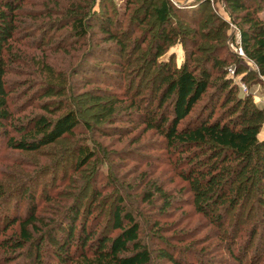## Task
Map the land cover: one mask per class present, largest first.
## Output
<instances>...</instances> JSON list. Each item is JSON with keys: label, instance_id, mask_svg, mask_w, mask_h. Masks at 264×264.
I'll list each match as a JSON object with an SVG mask.
<instances>
[{"label": "rangeland", "instance_id": "374dc122", "mask_svg": "<svg viewBox=\"0 0 264 264\" xmlns=\"http://www.w3.org/2000/svg\"><path fill=\"white\" fill-rule=\"evenodd\" d=\"M67 1L24 0L18 33L20 41L14 46V52L19 53L21 61L13 64L8 82L12 90V108L21 116L23 112H40L33 90L41 83L45 73L39 68L38 60H45L56 72L67 76L77 65H93L75 77L76 97L73 95V100L79 111L80 123L72 135L37 151L9 149L0 140V181L9 195L0 209V240L19 233L20 220L14 219L25 215L29 201L23 190L30 187L37 213L49 219H64L69 208L77 204L83 212V220L89 215L88 225L94 220L98 229L107 227L111 230L113 211L118 205L122 206L140 223V235L152 250V264H170L158 260L154 253V249L161 246L150 233L156 220L163 228L160 234L171 243L190 245L196 254L211 258L214 264H229L233 255L228 253V249L239 251L240 247L246 246L247 253L239 255L243 263L264 264V219L259 214L255 199L241 209L238 218H233V215L239 209L229 213L227 222L221 228L196 212L191 194L183 188L187 183L180 175L181 169L188 168L187 163L178 165L181 153L167 148L165 138L155 128H149L144 120L143 113L156 105L155 91L162 72L152 64L158 26L151 19L139 24L130 15L140 0H134V7L131 5L129 8L127 0H96L94 5L96 10H100L108 2L110 12H116V17L121 18L122 32H128L124 34L128 44L123 59L124 69L111 66L110 63L116 59L107 53L101 54V57L85 58L90 44L101 42L106 49L114 45L104 43L98 32L78 40L71 35L69 25H53L51 21L63 16L62 10ZM172 1L183 16L172 18L174 39L166 46L159 58L160 63L173 62L176 67L189 63L196 70V64L210 47L219 56L239 55L238 27L222 0H211L209 3L205 0ZM251 2L260 4V0ZM143 13L144 10H140L139 14ZM261 15L264 17V2ZM224 21L227 24L222 29ZM41 31L47 34L49 42L40 51L36 41ZM220 32L225 35L222 43L216 39ZM220 43L225 49H221ZM241 67L242 72L233 75L234 82L241 86L242 92L251 93L257 103L264 104V81L255 78L253 63L243 59ZM87 81L90 82L88 85ZM212 90L209 89L207 94ZM207 94L195 105L188 118L179 124V128L196 116ZM259 137H264V125ZM81 147L89 148L91 155L78 166ZM153 184L167 190L172 197V204L166 213H160L164 199L154 190ZM148 191L154 192L152 201L148 199ZM233 229H236L238 239L233 238ZM223 230L228 232L225 236L222 235ZM21 250L23 253L25 248ZM7 252L0 242V264L30 263L26 262L24 255H19V251L12 253L6 263ZM199 255L186 254L189 260H197ZM56 263L53 256L44 254L42 263L31 264ZM233 264L238 263L233 261Z\"/></svg>", "mask_w": 264, "mask_h": 264}, {"label": "trees", "instance_id": "16d2710c", "mask_svg": "<svg viewBox=\"0 0 264 264\" xmlns=\"http://www.w3.org/2000/svg\"><path fill=\"white\" fill-rule=\"evenodd\" d=\"M210 1L205 0V3ZM222 1L238 27V45L245 56H219L210 47L196 64L195 70L189 63L176 67L173 62H159L166 46L174 39L172 18L180 19L183 16L176 3L172 0H140L135 5L134 0H127L128 8L135 5L130 14L132 20L145 24L151 19L158 26L152 64L162 72V77L156 86V105L143 113L144 120L149 128H155L165 138L167 148L181 153L177 164L185 162L188 165L186 170H180L187 183L183 188L191 194L196 212L209 218L219 228L224 227L233 210L236 212L239 209L233 215V218H238L241 209L251 199H255L259 214L264 219V137H259L264 125V104L257 103L251 93L242 92L241 86L229 75L230 65L238 75L242 72V60L248 59L254 65L255 78L260 81L264 78V17L261 15L264 0L257 5L251 2L254 0ZM23 2L0 0V140L9 149L37 151L74 133L80 123L79 111L73 100L75 77L93 65H77L67 76L56 72L45 60H38L39 68L45 73L41 83L33 90L40 112L17 115L12 108L8 75L13 64L21 61L19 53L14 52V46L20 41L18 33ZM95 3L96 0H68L62 10L63 16L51 22L53 25H63L61 27L69 25L71 35L78 40L98 32L104 43L114 45L106 49L101 42L90 44L85 58L107 53L116 59L110 63L111 66L124 69L123 59L128 50L124 34L128 32H122L121 18L116 17V12H110L108 2L100 10L95 9ZM142 9L144 13L139 14ZM226 24V21L222 22V29ZM217 30L221 31L219 28ZM41 32L36 41L40 51L49 42L47 34ZM224 37L221 33L216 39L222 43ZM221 45V49H225L224 44ZM211 88L212 92L207 94ZM206 94L196 116L189 118L179 128V124L188 118ZM78 155L79 166L89 159L91 152L89 148L81 147ZM153 188L164 199L160 213H166L172 204V197L156 184H153ZM153 193H147L150 201ZM23 195L29 202L25 215L14 219L20 220L19 233L0 240L1 246L8 251V256L5 254L6 263L16 251L24 255L29 264L42 263L44 254L53 256L56 264L153 263L152 250L140 235V223L122 206L118 205L113 211L111 230L107 227L98 229L94 220L88 225L89 215L82 219L83 212L77 204L69 208L64 219H49L37 213L30 187H25ZM8 198V192L0 181V209ZM115 230L117 232L113 233ZM162 230L156 220L150 233L161 245L154 249L158 260L170 264H214L211 258L196 254L190 245L171 243L160 234ZM256 231L257 227L251 234V241ZM227 233L222 231L223 236ZM232 236L238 239L236 229H233ZM246 248L240 247L239 251L228 249V253L233 255L229 264H233V261L244 264L239 255H245ZM186 254L199 257L189 260Z\"/></svg>", "mask_w": 264, "mask_h": 264}, {"label": "built area", "instance_id": "2783aa9c", "mask_svg": "<svg viewBox=\"0 0 264 264\" xmlns=\"http://www.w3.org/2000/svg\"><path fill=\"white\" fill-rule=\"evenodd\" d=\"M238 54L241 55V56H245V55H244V52H243V49H242L241 46H238ZM250 62H251V61H250ZM234 73H235V69L232 68V67H230V68H229V75H230V76H233ZM262 79H263V81H264V78H263V77H262ZM263 83H264V82H263ZM242 87H243L244 89H246V86H245V85H242Z\"/></svg>", "mask_w": 264, "mask_h": 264}]
</instances>
